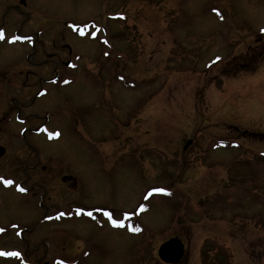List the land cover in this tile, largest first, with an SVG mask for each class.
Here are the masks:
<instances>
[{
  "label": "rangeland",
  "instance_id": "obj_1",
  "mask_svg": "<svg viewBox=\"0 0 264 264\" xmlns=\"http://www.w3.org/2000/svg\"><path fill=\"white\" fill-rule=\"evenodd\" d=\"M115 14L125 20H107ZM65 20L102 24L109 47ZM0 25V174L35 192L0 188V248L30 264H166L158 245L177 236V264H264V0H0ZM17 32L35 38L9 44ZM74 54L70 85L34 99L57 66L72 77L61 64ZM11 106L26 122L2 119ZM48 114L59 140L18 132ZM222 139L239 147L213 149ZM152 186L172 193L147 202L137 235L73 215L42 220L70 205L133 210Z\"/></svg>",
  "mask_w": 264,
  "mask_h": 264
},
{
  "label": "water",
  "instance_id": "obj_2",
  "mask_svg": "<svg viewBox=\"0 0 264 264\" xmlns=\"http://www.w3.org/2000/svg\"><path fill=\"white\" fill-rule=\"evenodd\" d=\"M189 143L190 141H187L184 148H186ZM3 152V149L0 147V155L3 154ZM157 253L164 262L176 263L183 254V244L177 237H172L159 245Z\"/></svg>",
  "mask_w": 264,
  "mask_h": 264
},
{
  "label": "snow or ice",
  "instance_id": "obj_3",
  "mask_svg": "<svg viewBox=\"0 0 264 264\" xmlns=\"http://www.w3.org/2000/svg\"><path fill=\"white\" fill-rule=\"evenodd\" d=\"M215 11V9H214ZM262 31H264V29H262ZM83 34V33H81ZM93 35H95V33H93ZM5 38V33L3 31V29H0V40L4 39ZM17 39H25V37H12L11 40L14 42L15 40ZM51 135H56L58 136L59 133H52ZM0 181H2L5 185H12L14 182L10 179H5L4 177H0ZM17 188H19L20 191H24V189L22 187H20L19 185H17ZM166 190L163 189V188H156V189H152L151 192H149V195H152L153 192H165ZM141 208H143V206H141ZM83 209H77V212H82ZM60 215H63V213H61ZM88 216H92L93 213L91 211H89L87 213ZM105 215H107L109 217V219L112 218V213L110 212H105ZM127 215V214H126ZM112 223L114 225H117V226H123V221H120V220H112ZM0 231H3V229H0ZM133 231H139V229H136L134 228ZM0 255H3V256H15V257H18L20 256V253L19 252H5V251H2L0 250Z\"/></svg>",
  "mask_w": 264,
  "mask_h": 264
},
{
  "label": "flooded vegetation",
  "instance_id": "obj_4",
  "mask_svg": "<svg viewBox=\"0 0 264 264\" xmlns=\"http://www.w3.org/2000/svg\"><path fill=\"white\" fill-rule=\"evenodd\" d=\"M31 33V32H30ZM64 63V62H63ZM28 71L25 73L26 75H25V77H28ZM24 85V84H23ZM12 108V109H11ZM19 107L18 106H11L10 107V111H12V110H14L13 112H18V113H21L20 111H19V109H18ZM10 111H7V112H5V114H4V116H2V119H5L6 118V116H9L11 113H13V112H10ZM42 169H44V167H42ZM12 176H14V175H12ZM29 192H31V195L33 196V194L35 195V192H33V189H30L29 188ZM40 193V192H39Z\"/></svg>",
  "mask_w": 264,
  "mask_h": 264
},
{
  "label": "bare ground",
  "instance_id": "obj_5",
  "mask_svg": "<svg viewBox=\"0 0 264 264\" xmlns=\"http://www.w3.org/2000/svg\"><path fill=\"white\" fill-rule=\"evenodd\" d=\"M47 94H48V93H47ZM47 94H46V95H47ZM59 139H60V137L58 138V140H59ZM145 213H146V212H145Z\"/></svg>",
  "mask_w": 264,
  "mask_h": 264
}]
</instances>
